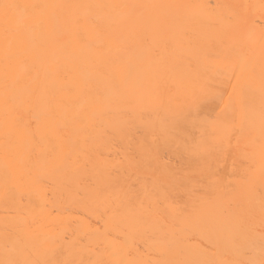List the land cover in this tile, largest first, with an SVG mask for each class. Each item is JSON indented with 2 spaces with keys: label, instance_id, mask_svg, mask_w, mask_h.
<instances>
[{
  "label": "bare ground",
  "instance_id": "bare-ground-1",
  "mask_svg": "<svg viewBox=\"0 0 264 264\" xmlns=\"http://www.w3.org/2000/svg\"><path fill=\"white\" fill-rule=\"evenodd\" d=\"M0 264H264V0H0Z\"/></svg>",
  "mask_w": 264,
  "mask_h": 264
}]
</instances>
